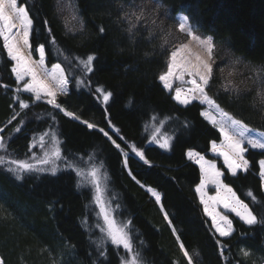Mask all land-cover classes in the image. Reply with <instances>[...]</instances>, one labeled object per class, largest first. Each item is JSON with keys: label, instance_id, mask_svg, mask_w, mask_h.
<instances>
[{"label": "trees", "instance_id": "trees-1", "mask_svg": "<svg viewBox=\"0 0 264 264\" xmlns=\"http://www.w3.org/2000/svg\"><path fill=\"white\" fill-rule=\"evenodd\" d=\"M156 1L170 17L186 15L195 32L210 36L216 47L226 45L233 56L264 74V0ZM135 2L18 0L32 21L30 55L37 59V48L43 47L45 65L60 64L69 85L66 94L55 97L60 109L20 90L0 37V138L5 155L24 158L33 136L53 129L66 161L86 157L103 167L119 214L130 221L133 248L142 264H264V191L258 177L264 152L248 149L249 168L235 176L208 154L220 134L201 116L200 104L180 105L162 86L159 77L167 69L171 48L163 45V34L141 23L129 25L127 14ZM64 8L74 17L71 29L65 26ZM88 55L96 59L93 72L85 74L81 61ZM78 79L86 84L77 85ZM97 87L112 93L106 105L97 99ZM205 92L231 118L264 132V83L261 90L232 87L214 68ZM21 102L28 107H20ZM152 123L160 126L158 137L169 138L167 149L148 143ZM133 144L145 152L148 165L131 159ZM188 150L217 161L222 182L247 205L256 225L227 214L232 234L220 237L214 232L195 193L200 171L186 158ZM20 177L0 165L3 264L119 263V249L92 229L90 192L79 186L74 171L60 167L56 174ZM149 188L159 193V204Z\"/></svg>", "mask_w": 264, "mask_h": 264}, {"label": "rangeland", "instance_id": "rangeland-1", "mask_svg": "<svg viewBox=\"0 0 264 264\" xmlns=\"http://www.w3.org/2000/svg\"><path fill=\"white\" fill-rule=\"evenodd\" d=\"M133 13H135V16H133ZM63 14H64V19H65V26L68 29L73 28L72 25H73L74 17H72L71 13L69 12L67 8H64ZM136 17H140V19L137 20ZM185 17L186 15L181 14V13L176 14L174 17H170L167 9L164 8L162 5H160V3H158L156 0H136L133 8L129 10V13L127 14L126 19L131 27H133V25H137L141 23L151 28L154 34L157 32V33L164 35L163 45L170 47L171 50H170L169 57H168L167 69L162 74L163 76L168 75L169 65L172 59L171 53L173 51L178 50L181 45L183 44L188 45V48L186 49L184 53H181V56L184 59H194V56L196 54H199L202 57H206L207 50H206L205 44L208 42H211L213 44L212 38L210 36L201 35L195 32L192 29L191 24L188 21V18L185 19ZM181 24L184 25L183 31L181 30V27H180ZM17 25L18 27L13 29V35L8 41V43L12 44L14 46V49H18L20 55H22L27 62H29L32 66H36L40 59L39 49L41 47L37 48V55H38L37 59H33L29 52V48H30L29 43L28 45L23 44V37H22L21 29L19 28V21H17ZM29 33H30V29H29ZM194 37H199V39H195ZM1 40H2V44L4 46V49L8 57L11 59L8 48L5 47V41L3 40L2 37H1ZM213 57H214V68L219 70V73L225 79L226 83H229L232 87L242 86L246 89H250V88H257L259 90L262 89V86L264 83V74L261 71V69L243 61L241 58L233 56L230 53V51L226 48V45H220L216 47L213 44ZM177 59L179 62L181 57H178ZM11 61L13 62L12 71H13L14 78L17 81V83L21 84L20 90L23 91L24 81H18L16 78L15 70H18L17 63L16 61L12 59ZM37 71L39 72L41 78L45 79V81L47 82L50 79V74L53 72V65L46 66L44 62L43 67L37 68ZM59 74H60L59 71H57V75ZM27 79L29 78L25 77V80ZM189 80H190V77L188 76H185L183 81L179 80L177 78V74L174 72V75L172 77H169V83L171 84L170 88H165L163 81H161V83L165 89L172 92V97L178 104L187 105L192 102H197L198 104L202 106V109L200 111L201 116L205 120H207L209 123H211L220 134L219 142L210 143V149L208 151V154L211 155L213 158L219 159L223 167L231 174V172L227 169L226 165H224L223 158L218 156L217 153L213 151V145H215V147L219 150L224 143L223 136L221 135L219 131L221 125H228L229 133L231 135H236V128L242 127L244 124L239 121L240 124L237 125L236 127H233L231 122L238 121V120L231 118L227 113L222 111L217 106V104L211 100V98L206 94V92H205V95L208 97L211 103H208V102L201 103V100H203L204 97L200 96L199 93L194 94L190 91V88L192 87V85L188 83ZM177 89H179L181 92L179 100L176 99ZM67 91H68V88H67ZM31 95L36 100L34 94H31ZM47 99L49 98L45 97L44 99L40 101L47 102ZM185 100H187V103H182V101H185ZM247 128H248V131L246 132L245 137L242 138L244 141L243 147H245L246 149L258 150V151L264 152V150H261V149H252L251 146L248 144V139H254V140L264 142V132L256 130V129H252L248 126ZM159 129H160V126L158 124H155V123L151 124L150 130H149L150 132L149 140H148L149 144L152 143L153 136L157 137V140L154 144H157L158 146L160 143H164L165 141L169 143V138L158 137ZM46 133L47 135H45ZM53 133H55V136H56L55 144H53V141H52ZM41 136L44 137V144H45L44 149L40 148ZM0 144H3V147H0V158H2L3 160V162L0 163V165L5 166L8 170L12 169L10 172L16 176H22L25 173H32V172H23V171L17 172L16 166L13 164H10L9 163L10 161H24L26 163H32L35 165L37 163V160H39L40 158L44 156L45 151H51L54 147H59L60 149L59 137L56 134V131L53 129L44 130L39 133H36L33 136V140L30 145L29 154L20 160L19 159L16 160L13 158L10 159L9 157L5 155V152H4L5 144L1 138H0ZM189 153L192 154L191 157H189ZM185 156L188 160L192 161L199 168L200 180H201V175H202L201 170H200V162H201L200 158L201 157L203 158L204 162L214 163L216 168L219 171H221L217 167L216 160L209 159L201 153H197L193 150H188L186 151ZM33 157H35V159H33ZM261 159H264V158H261ZM57 166H58L57 170H59L61 167V169L66 168V169H70L74 171V173L76 174L79 186H82L89 190L90 192L89 209L91 210L90 214L92 217L91 221L90 220L89 221L92 226V229H94L95 231V234L98 237H100L104 242L112 244L110 237L107 235V232H106L107 226L104 222L103 214L101 212V207H103L104 210L109 213L110 218L115 221V224L117 227H124L129 232L131 243H132V227H131L130 221L126 217H123L119 214V211H118L119 205L117 204L115 200V196H113L111 192L109 191L108 177L106 173L104 172L103 167H101L99 164L95 163L91 159H87L86 157H77L73 160L66 161V163L63 161H57ZM93 167H95V169L97 170V174L99 178V187H100L99 193L96 192V188L92 183L91 177L88 175L90 171L93 169ZM258 168H259V160H258ZM33 172L39 173V171H33ZM47 172H51V171H47ZM237 172H245V170L238 169ZM258 177L261 181V188L264 191V178H261L260 176V168L258 172ZM200 180L197 186L195 187V193L197 195L199 202H200V196H199V193L196 192V188L199 186ZM221 182H222V176H221ZM222 184L224 183L222 182ZM205 192L208 196L216 195L215 186L208 185L205 188ZM149 193L155 199L152 193L151 192ZM97 195H99L100 197V203H97V200H96ZM235 198L239 200L236 194H235ZM157 203L159 204V202ZM202 208H203V212L205 216L210 220V223H211V226L214 232L218 236H220L219 232L216 231L215 225L213 224L211 217H209L207 213L205 212L203 205H202ZM240 210L242 213L245 211V209L243 208H241ZM216 211L224 216H227V214H232L235 217H237L235 213L224 209L222 205L219 207H216ZM247 211L250 212L248 208H247ZM237 218L240 220L239 217ZM217 222L221 223V227H225V222H220L219 220ZM102 229L104 230L102 231ZM225 230H228V229L225 228ZM113 246L119 249V263L118 264H131V261L133 259L135 260V264H142L137 252L133 248V244H132L131 251L125 250L122 245L120 246L113 245ZM186 255L189 261L191 262L192 261L191 257L188 254Z\"/></svg>", "mask_w": 264, "mask_h": 264}, {"label": "snow or ice", "instance_id": "snow-or-ice-1", "mask_svg": "<svg viewBox=\"0 0 264 264\" xmlns=\"http://www.w3.org/2000/svg\"><path fill=\"white\" fill-rule=\"evenodd\" d=\"M135 16V13H133ZM137 20L140 17H136ZM187 19V17H185ZM17 21H19V28L22 32L23 44L28 45L29 43V29L31 27L32 21L29 19L27 10L23 6L18 5V0H0V37L5 41V47L8 48L11 59L16 61L18 70L16 71V78L18 81H24L23 91L25 93L34 94L37 101L48 97L47 104L52 105L56 109H60V104L56 102L55 97L58 94H66L67 88L69 85V80L63 74V69L60 64L53 65V72L50 74V79L46 82L45 79L41 78L37 68H42L45 62L44 48L39 49L40 59L36 66H32L25 58L20 55L18 49H14L12 44H9L8 41L13 35V29L17 28ZM135 26V25H133ZM181 30H184V25L181 24ZM101 32L104 30L101 28ZM190 34V33H189ZM199 39V37H194ZM207 55L202 57L199 54L194 56V59H184L181 56V53H184L188 48V45L183 44L179 47L178 50L171 53V63L169 65L168 75L160 76L159 79L163 81L165 88H170L171 84L169 83V77L174 75V72L177 74V78L181 81L184 80L185 76L190 77L188 83L192 85L190 91L192 93H199L200 96L204 97L201 100V103H211L208 97L205 95V86L209 84L210 79L213 77L214 71V57H213V44L208 42L205 44ZM178 57H181L178 62ZM96 57L88 55L86 60L81 61L82 69L85 74L93 72L92 63ZM59 71V75H57ZM25 77L29 79L25 80ZM76 84L79 86H84L86 81L83 79H78ZM97 94V99L104 105H106L112 96L111 92L105 91L103 88L97 87L95 89ZM181 92L179 89L176 91V99H180ZM195 98V97H194ZM182 103H187V100L182 101ZM20 107L27 108L28 105L21 102ZM68 117L79 120L78 116H74L72 112L64 113ZM226 115V114H225ZM84 123H87L86 121ZM233 127H236L240 124L239 121L231 122ZM88 128H94L93 124L87 123ZM17 132L20 131L18 128ZM221 135L223 136L224 143L221 148L218 150L215 145H213V151L217 153L218 156L223 158V163L226 165L227 169L231 172L232 176L237 174L238 169L247 170L249 168V160L245 159V153L248 151L243 147V137H245L246 132L248 131L247 125L236 128V135H231L228 131V125H221L219 129ZM100 132L104 134L105 137H108L111 140V137L108 136V132H105L104 129H100ZM47 135V133L45 134ZM118 139H123L118 137ZM157 140L156 136H153L152 143H155ZM53 144L56 143L55 133L52 134ZM112 143L115 145V148L125 157H128V153L124 152V149L121 147V144L116 143L115 140H112ZM248 144L252 149H261L264 150V142L248 139ZM129 147L128 145H125ZM0 147H3V144H0ZM169 143L165 141L164 143L159 144L160 149H167ZM40 148L44 149V137L40 138ZM131 159H135L137 163L142 162L143 165H148V160L145 159V152L138 150L136 145L133 144L130 146ZM189 153V157H191ZM35 159V157H33ZM57 161H63L66 163V159L61 156L59 147H54L51 151H45L44 156L37 160V163L34 165L32 163H26L24 161H10V164L16 166V171L20 172H45L51 171L52 174H56L57 171ZM200 170H201V180L199 186L196 188V192L199 193L200 203L204 206V210L215 225L216 231L219 232L221 237H227L232 234V222L228 220L227 216L221 215L216 211V207L223 206L224 209L235 213L240 220L248 225L253 226L258 223L256 217L252 215L251 212L247 211V205H244L242 201H239L235 198V193L232 192L231 188H228L226 185L222 184L221 176L223 175L219 171L214 163L204 162L203 158H200ZM3 160L0 158V163ZM128 165V159H125V166ZM260 176L264 178V159L259 160ZM12 169H9L11 171ZM131 175V172L129 173ZM91 177L92 183L96 188V192H100L99 187V178L97 170L95 167L88 174ZM17 179H21L20 176H17ZM135 179V177H133ZM208 185L215 186L216 195L208 196L205 192V188ZM149 192L155 197L156 201L159 202L161 197L154 190L149 188ZM97 203H100V197H96ZM241 208L245 209L242 213ZM101 212L103 214V219L106 224L107 235L111 239L113 245L120 246L122 245L125 250L131 251L132 243L129 232L124 227H117L115 221L110 218L108 212L101 207ZM225 222V227H221V223ZM227 228L228 230H225ZM104 229H102L103 231ZM0 264H3L2 259H0ZM131 264H135V260L131 261Z\"/></svg>", "mask_w": 264, "mask_h": 264}, {"label": "crops", "instance_id": "crops-1", "mask_svg": "<svg viewBox=\"0 0 264 264\" xmlns=\"http://www.w3.org/2000/svg\"><path fill=\"white\" fill-rule=\"evenodd\" d=\"M196 187V186H195Z\"/></svg>", "mask_w": 264, "mask_h": 264}]
</instances>
